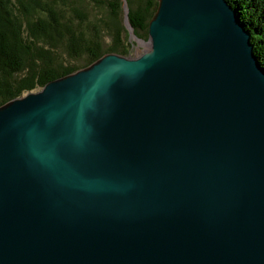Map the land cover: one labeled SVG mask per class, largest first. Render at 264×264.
Wrapping results in <instances>:
<instances>
[{
    "label": "water",
    "instance_id": "obj_1",
    "mask_svg": "<svg viewBox=\"0 0 264 264\" xmlns=\"http://www.w3.org/2000/svg\"><path fill=\"white\" fill-rule=\"evenodd\" d=\"M134 58L0 106V264H264V70L225 0H157Z\"/></svg>",
    "mask_w": 264,
    "mask_h": 264
},
{
    "label": "trees",
    "instance_id": "obj_2",
    "mask_svg": "<svg viewBox=\"0 0 264 264\" xmlns=\"http://www.w3.org/2000/svg\"><path fill=\"white\" fill-rule=\"evenodd\" d=\"M125 1L133 33L145 41L157 0ZM225 1L249 34L252 52L264 70V0ZM89 4L106 5L111 15L110 24L104 25L112 39L106 50H102L100 25L90 17ZM121 4L122 0H0V106L105 54L127 55L118 18Z\"/></svg>",
    "mask_w": 264,
    "mask_h": 264
},
{
    "label": "rangeland",
    "instance_id": "obj_3",
    "mask_svg": "<svg viewBox=\"0 0 264 264\" xmlns=\"http://www.w3.org/2000/svg\"><path fill=\"white\" fill-rule=\"evenodd\" d=\"M84 3H86L84 1ZM106 7V8H105ZM88 10L90 13V17L93 18L94 21L98 22L100 25V36H101V47L102 50H106L109 46H112V39L110 37L109 30L105 28V24H110L112 21L111 15L108 14V9L106 5H102L101 7H94L91 4L88 5ZM119 22L124 29V47L128 49V54L125 57H138L144 49L142 44L134 42L132 37H129L128 31L124 28V13L122 9V4L119 12Z\"/></svg>",
    "mask_w": 264,
    "mask_h": 264
}]
</instances>
